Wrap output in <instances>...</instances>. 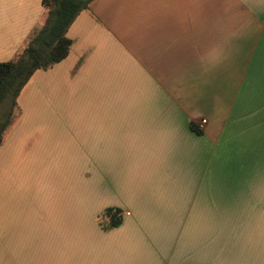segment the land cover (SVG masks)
<instances>
[{
  "label": "crops",
  "instance_id": "crops-1",
  "mask_svg": "<svg viewBox=\"0 0 264 264\" xmlns=\"http://www.w3.org/2000/svg\"><path fill=\"white\" fill-rule=\"evenodd\" d=\"M42 1L0 0V63ZM67 36L0 145V264H264V0H93Z\"/></svg>",
  "mask_w": 264,
  "mask_h": 264
},
{
  "label": "trees",
  "instance_id": "trees-1",
  "mask_svg": "<svg viewBox=\"0 0 264 264\" xmlns=\"http://www.w3.org/2000/svg\"><path fill=\"white\" fill-rule=\"evenodd\" d=\"M93 0H43L46 20L31 33L28 42L16 59L0 63V109L10 98L11 108L0 119V145L14 116L16 100L31 77L41 69H47L64 60L72 41L67 32L76 17L89 8ZM104 228L116 227L121 223L118 209H106L99 219Z\"/></svg>",
  "mask_w": 264,
  "mask_h": 264
},
{
  "label": "rangeland",
  "instance_id": "rangeland-1",
  "mask_svg": "<svg viewBox=\"0 0 264 264\" xmlns=\"http://www.w3.org/2000/svg\"><path fill=\"white\" fill-rule=\"evenodd\" d=\"M10 98H8L5 102H4V104H3V106L1 107V109H0V119H2L3 117H5V115L7 114V112L9 111V109L11 108V102H9V101H11V100H9Z\"/></svg>",
  "mask_w": 264,
  "mask_h": 264
},
{
  "label": "built area",
  "instance_id": "built-area-1",
  "mask_svg": "<svg viewBox=\"0 0 264 264\" xmlns=\"http://www.w3.org/2000/svg\"><path fill=\"white\" fill-rule=\"evenodd\" d=\"M206 122H207L206 120H202V121L200 122V125H199V126L202 127Z\"/></svg>",
  "mask_w": 264,
  "mask_h": 264
}]
</instances>
